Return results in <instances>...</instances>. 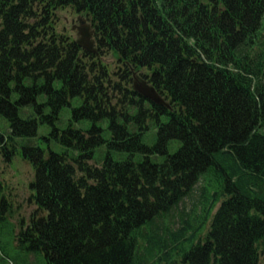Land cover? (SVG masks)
Masks as SVG:
<instances>
[{"label": "trees", "instance_id": "obj_1", "mask_svg": "<svg viewBox=\"0 0 264 264\" xmlns=\"http://www.w3.org/2000/svg\"><path fill=\"white\" fill-rule=\"evenodd\" d=\"M67 10L90 22L98 54L59 30ZM132 70L172 109L135 92ZM262 129L264 0H0V153L34 170L28 218L0 177L15 247L1 240L0 260L262 264Z\"/></svg>", "mask_w": 264, "mask_h": 264}, {"label": "rangeland", "instance_id": "obj_2", "mask_svg": "<svg viewBox=\"0 0 264 264\" xmlns=\"http://www.w3.org/2000/svg\"><path fill=\"white\" fill-rule=\"evenodd\" d=\"M60 13L61 14L59 15L61 19H59V30H62L63 27H66V30L70 32L72 36L75 37V32L71 31V27L73 23H76L77 16L75 14H72V12L68 10L60 12ZM103 59L105 60V64L109 65L110 71L113 74L114 71H116L118 67V63L116 62V60H114L111 54L104 56ZM81 103H82V100H80L79 98L73 99V106H80ZM71 109L72 108H65V110L63 111L65 113V118H68V117L71 118V115H69L71 113ZM74 125L77 128L88 129L91 127L92 123L91 121H79V122H74ZM46 131H47V128H45L44 126H41L39 128V136H41L42 133H46ZM156 132H157V127H155L154 125H151L150 130L144 136V142L149 145L154 144L155 138H156ZM262 132H264V129H262ZM178 145L179 144L176 141L172 142L170 144V152L171 153L175 152L176 149L178 148ZM60 149H63V148H55V150H60ZM105 151H106L105 145L98 148L95 153V159L93 162L96 163L97 165H101L103 162L104 156H105ZM126 156L127 154H124V153H121L119 155H116L114 153V157L118 159H124L126 158ZM162 159L163 157L160 158V160ZM0 168H2L0 177L2 178V180L8 181V185H10L12 189V192L11 191L7 192L10 195V198L12 199V201L14 202L13 203L14 208L12 209H14L15 211L19 213L21 209V204L22 203L23 205L25 204L22 207V211H20L21 212L20 215L21 216L25 215L26 218H28L32 212V207L27 206V203H26L29 201V196L32 192L30 189V185L32 182L31 179L34 176V170L32 168V165L23 159L20 152L17 153L13 157L11 163L5 162L3 153L1 152L0 153ZM28 190H29V193L27 194ZM187 205L190 206V201L187 202ZM214 213L215 211L213 212V215ZM211 220L209 221V224ZM13 230H14L13 227L7 226L6 228L1 229L0 231V241L3 240L4 243H7L9 245L11 254L15 252L14 243L12 241V238L14 235ZM10 241H12V243ZM29 260L40 262V261H43L44 258L42 256L32 255ZM0 264H11V263L10 261L6 259L5 261L0 260ZM262 264H264V256H263Z\"/></svg>", "mask_w": 264, "mask_h": 264}, {"label": "water", "instance_id": "obj_3", "mask_svg": "<svg viewBox=\"0 0 264 264\" xmlns=\"http://www.w3.org/2000/svg\"><path fill=\"white\" fill-rule=\"evenodd\" d=\"M77 21L78 23L72 26V30L76 32V43L84 51L98 54L99 50L94 38L95 30L86 18L80 16L77 18ZM132 73V86L135 92L156 105H162L168 109H172L170 102L157 91L153 84L149 83L138 72L133 71Z\"/></svg>", "mask_w": 264, "mask_h": 264}]
</instances>
